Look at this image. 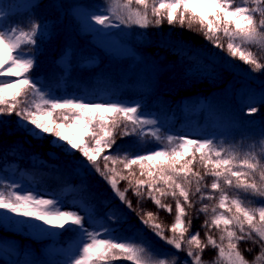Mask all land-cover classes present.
Wrapping results in <instances>:
<instances>
[{"label":"snow or ice","instance_id":"1","mask_svg":"<svg viewBox=\"0 0 264 264\" xmlns=\"http://www.w3.org/2000/svg\"><path fill=\"white\" fill-rule=\"evenodd\" d=\"M5 16L0 9V130L7 135L30 136L40 147L48 140L47 155L52 159L58 158L55 150L68 156L79 153L77 170L98 175L127 212L111 208L100 217L86 183L80 188L85 195L70 205L75 210H64L61 198L0 180V226L12 225L37 235L73 234V244L59 250L64 258L57 264H178V255L157 249L151 237L171 246L175 253L185 252L187 259L180 264H264V202L252 206V200L241 196L264 200V126L259 128V138L251 142L248 137L243 142L226 143L190 134L172 135L162 132L158 119L145 113L139 101L95 102L86 96H57L45 91L33 72L38 66V37L48 26L38 20L27 26H8ZM78 16L83 28L92 32L121 26L146 30L167 23L202 34L214 48L250 65L253 72L264 69L249 47L258 46L264 52V0H106L102 11H82ZM162 43L177 53L189 47L182 39L168 38ZM64 55L75 52L66 50ZM257 102L264 103V91L239 98L249 116L258 111L253 106ZM13 114L17 117L15 127L2 119ZM117 137L131 138V142L118 145ZM149 143L157 147L143 153L134 151ZM33 155L39 158L41 154ZM207 177L212 178L210 184L205 183ZM121 181L127 182L123 190ZM129 191L137 198L136 208L128 199ZM169 198L174 206L166 203ZM145 200L152 201L157 211L140 208ZM204 200L216 202L210 205ZM103 203L107 207L111 201ZM197 203L201 206L195 218L201 213L206 216L200 225L205 229L204 239L200 231H192L194 217L189 209ZM160 211L173 216L170 224L160 220ZM128 213H134L141 225L131 235L124 234L132 227ZM213 229L220 233L219 239ZM242 242L259 249L251 261L244 252L253 249L241 251ZM210 246L217 256L206 262L203 252Z\"/></svg>","mask_w":264,"mask_h":264},{"label":"trees","instance_id":"2","mask_svg":"<svg viewBox=\"0 0 264 264\" xmlns=\"http://www.w3.org/2000/svg\"><path fill=\"white\" fill-rule=\"evenodd\" d=\"M95 1L98 0H32L22 9L10 5L5 16V23L8 26L16 23L27 26L32 20H38L48 26L46 28L48 36L38 37V51L35 53L38 66L33 72L44 89L58 91L60 96H71L80 92L94 96L107 91L117 100L141 102L145 113L160 121H175L181 124L188 120L183 125L199 122V127L201 124L208 126L218 115L221 119V129L201 138H215L218 142L226 143L243 142L245 137H248V142L259 138V128L264 126V103H255L253 106L257 107L258 111L249 116L247 107L241 108L239 98L249 93L259 96L264 91V69L253 72L250 65L238 59H232L225 51L214 48L202 34L189 32L179 27L172 28L167 23L159 28L140 29L146 41L135 44L139 54L134 62L130 58L113 56L104 46L103 38L91 30L84 29L80 17L72 14L73 6L89 5ZM103 1L106 2V0ZM34 5H36L35 8ZM69 15L72 21L69 20ZM53 25H55L54 28ZM168 38L173 41L182 39L189 47L184 53H177L172 47L162 43ZM249 47L256 52L260 62L264 63V52L258 46ZM66 50L74 51L75 55H64ZM203 98L206 100V105L198 112L196 107ZM2 119L6 124L11 121L12 127H15L17 117L14 114ZM130 142L131 138L126 137L121 140L117 137L118 145L127 146ZM156 147V144L149 143L134 151L143 153L154 150ZM48 148V140H45L43 147H40L39 142L30 136L20 133L7 135L0 130V164L5 158L18 160L34 179L51 187L57 194L64 186L71 185L70 196L85 195L80 192V188L82 183H86L98 212L107 213L111 208L127 212L98 175H88L82 170H77L75 162L81 159L79 153L68 156L55 150L58 158L52 159L47 155ZM33 153H40V157L44 160L39 163L33 161L32 156H35ZM113 154H115L114 150ZM86 175L87 180L84 179ZM211 181V177L205 179L206 184H210ZM119 187L123 190L127 187V182L121 181ZM127 196L136 208L137 198L131 191L127 193ZM241 196L252 200V206H260V203L264 202L243 193ZM105 200L111 201L107 207L103 203ZM215 202V200L203 201L210 205ZM166 203L174 206L175 202L169 198ZM200 206L201 204L197 203L189 211L194 217L192 231H200L201 238L204 239L205 229L200 225L206 216L201 213L198 219L195 218ZM139 207L148 211H157L150 200H145ZM128 215L132 227L131 231L124 234L131 235L132 232L139 230L141 225L134 213H128ZM159 216L164 224L168 221L170 224L173 220V216L165 211H160ZM124 228H129V225H125ZM212 234L219 239L220 233L217 230L213 229ZM148 235L150 236V233ZM13 239L19 243L21 249L32 247L36 256L51 261L52 264H57L64 258L63 252L47 256L45 246L49 243L48 240L28 238L0 226V240ZM151 239L157 249L178 255L179 259L187 258L185 252L175 253L171 246L165 245L155 237ZM74 240L73 234L65 233L62 236L59 235L55 242L67 244ZM239 247L241 251L245 248L253 249L252 252H244L245 257L250 261L259 251L250 242H242ZM216 256L217 250L210 246L205 249L202 258L210 262ZM119 263L130 262H116V264ZM0 264H12V258L1 246ZM219 264H226V262L219 261Z\"/></svg>","mask_w":264,"mask_h":264},{"label":"rangeland","instance_id":"3","mask_svg":"<svg viewBox=\"0 0 264 264\" xmlns=\"http://www.w3.org/2000/svg\"><path fill=\"white\" fill-rule=\"evenodd\" d=\"M28 1L29 0H0V9H2L5 12V14H7L10 5L17 6L22 9L27 5ZM105 7L106 4L104 3H96L93 6L77 5L73 8L72 11L73 14L78 15V13L82 11H102ZM69 20L72 21L71 15H69ZM41 32L44 35L47 34L45 29H41ZM95 33L103 38L104 46L116 56L132 57L134 56V54H136L135 43L138 41H146L145 37L143 36V33L136 26H133L131 28L126 26H121L120 28H110L106 32H95ZM44 90L49 91V88H46ZM53 93L57 96H60L58 91L56 92L54 91ZM75 96H86L89 100L95 102H103L104 100H109V99L117 100L116 98L111 97L109 93L106 91L101 92L97 96H92L90 94H84V93H80ZM197 106H198L197 110H201L205 106V101L202 100L201 102H199ZM186 122H188V120L184 121L183 124H185ZM159 123L160 125H162L161 128L162 132H165L167 134H172V135L190 134L192 138H201L202 136L207 135L210 132L216 131L221 124V119L220 116L216 115L214 119H212L211 125L209 127H206V124H201V127H199L200 125L198 124L199 122L197 123L195 122L194 124H190V125H184L183 127H181L182 125L176 126V124L173 121H165ZM39 160L41 161L42 158L41 157L34 158V161H39ZM0 180H3L5 183L15 182L18 185H21L24 189L40 192L42 194H45L46 197L61 198L65 201L64 210H75L72 209L70 205L72 202H74L75 200L81 197V196L71 197L69 195V193L72 190L70 185L64 186L62 190L59 192V194H57L56 191H54L51 187L47 186L46 184L37 182V180L34 179L32 175L28 171H26L23 168V166L19 164V161L15 159L5 158L1 162ZM98 215L100 217L104 216V214L102 213H98ZM105 223L108 222L105 221ZM108 226L111 227L112 224H108ZM4 228L12 230L14 233L35 240H40V241H43V239L48 240L49 243L47 244V246H45V250L47 252V256L49 257L56 253L62 252L59 251L60 249L66 250L68 246L73 244L74 242L73 241L68 244H61L55 242V238H57L59 235L57 236L37 235L31 232L30 230L18 229L15 226L7 225V224L4 225ZM0 246L10 255V257L12 258V264H26V262H32V261H37V262L46 261L43 260L41 257L36 256L37 254H35V251L32 249V247H28L27 249H21L19 243L14 241V239L8 241L0 240ZM179 262H182V260H179L178 264ZM121 264H126V263H121Z\"/></svg>","mask_w":264,"mask_h":264}]
</instances>
